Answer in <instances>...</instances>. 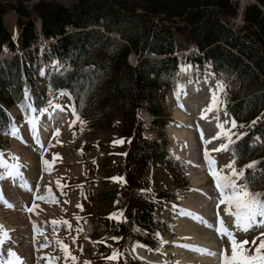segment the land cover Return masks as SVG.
Masks as SVG:
<instances>
[{"label": "trees", "instance_id": "obj_1", "mask_svg": "<svg viewBox=\"0 0 264 264\" xmlns=\"http://www.w3.org/2000/svg\"><path fill=\"white\" fill-rule=\"evenodd\" d=\"M237 9L234 0H76L67 5L39 0L30 9L15 6L21 53L2 56L4 45L18 49L0 6V137L18 121L9 112L11 105L31 100L41 108L58 89L71 95L79 116L85 109L109 106L132 120L152 101L153 89L177 88L181 64L191 60L207 64L223 80L224 107L236 129L229 148L237 170L257 162L245 178L252 191L264 193V0L245 7L239 29L230 24ZM183 29L200 53L179 54L187 43H177L175 30ZM51 58L63 66L47 73L41 90L36 70ZM165 147L166 141L142 139L137 160L147 163L157 152L165 154ZM154 209V203H141L130 225L117 223V234L130 239L129 245L142 241L158 249ZM126 264L146 263L129 257Z\"/></svg>", "mask_w": 264, "mask_h": 264}, {"label": "rangeland", "instance_id": "obj_2", "mask_svg": "<svg viewBox=\"0 0 264 264\" xmlns=\"http://www.w3.org/2000/svg\"><path fill=\"white\" fill-rule=\"evenodd\" d=\"M35 1L2 0V3L15 6L24 3L29 7ZM51 1L67 5L76 0ZM234 1L238 7V13L234 19L230 20V24L235 28H241L243 10L255 0ZM17 18L15 10L5 8L3 23L11 35L15 48L18 49L21 40ZM172 25L180 26L181 23L175 22ZM175 37L177 43H187L186 54L197 53L195 46L189 41L186 29L175 30ZM45 44V42L40 43V48H43ZM4 49L10 52L6 45ZM55 64L54 59H50L45 65L44 62L39 64L36 77L41 90L46 89L47 73L63 66L60 62ZM189 69L194 78H197L196 81L211 82L215 78H220L218 73L212 71L205 63L186 62L180 69L181 76L177 89L169 88L164 92L153 89L152 101L139 109L134 119L128 120L125 115L109 106L102 110L85 109V115L82 116H79L73 108L72 124L67 126L65 123L61 128L53 130L42 145L32 141L29 134L33 126L28 121L34 119L36 122L38 115L44 118L49 103L47 102L43 109L41 108L42 112L41 109L33 107L30 100L9 107L12 117L18 118L20 123L13 125L14 127L10 126L9 130L0 137V152L5 156L3 160L7 164H14L13 160L7 156L10 157L13 154L12 148L17 146L14 152L19 150L17 155L20 154L19 157L23 160L19 171L27 184H24V188H18L15 184L18 179L14 180L7 176L0 179L3 197L13 205V207H7L0 202V213L5 219L15 217L13 221L10 219L13 225H20V223L23 225L22 232L17 231L19 232L17 241L6 243L4 248L6 264L8 259H13L7 257V250L13 251L14 248L22 249L20 258L23 264H49L51 258H55L53 264H73L71 257H75V264H126L129 257H134L135 242L129 245L130 239L117 234V223L123 220L130 225L131 216L141 203L155 204L153 217L159 221V226L154 237L161 246L160 249H151L144 245L146 249L148 248L147 253L150 254L144 251L143 254L147 257H143L135 250L134 252L141 259L154 258L152 261L163 264L172 263L173 254H169L170 257L166 258L168 254L165 249L175 247L177 234L174 225L180 218L182 200L187 195L198 192L187 168V160L176 154L170 137L165 136V128H162V138H159L157 131L162 125L163 127L177 125L174 111L178 107L173 110L171 107L176 104L174 103L177 101L175 95L179 87L189 77L184 74V71ZM207 91V88L203 87V90L194 96L193 101L190 99L191 104H197L201 97L205 99ZM61 92L63 91L57 90L51 93L48 101L54 94L62 96ZM219 93L221 95L222 91L220 90ZM219 101L217 108L221 107L224 110L223 96L221 100L219 98ZM27 111L29 114H25ZM226 115L229 122L225 131L233 135L236 129L232 126L229 115L227 113ZM17 129L18 134L13 135L12 133ZM224 137L227 138L226 135ZM142 139L157 143L166 141L165 154L157 152L156 156L147 163L139 162L138 153L141 154L143 151L137 149ZM226 141L225 145H228V138ZM215 155L219 165L217 172L222 170L223 174H229L230 169L226 166L233 161L230 151L223 148L221 151H216ZM28 161H31V165ZM45 161L48 162L47 166ZM233 167L237 170L236 162ZM4 171L5 169L0 168V172ZM205 175L207 191L212 201H215L216 208L222 215L224 213V219L225 212H233L234 209H229L226 204L220 203L221 197L213 176L209 172H205ZM28 188L32 190L29 191ZM48 191L51 192L54 200L46 202L37 199V196ZM173 197L177 198L178 203L172 202ZM34 225L41 230V234L34 232ZM227 226L231 229L235 228L230 225V221H227ZM133 229L132 227L131 232ZM139 230L145 233L144 229ZM235 233L237 241L247 240L248 244L245 248L253 250L261 240H264V236L261 235L264 233L262 227H255L247 233L243 231L240 233L235 231ZM253 240L255 245L252 243ZM57 241L60 243L58 244ZM183 243H186V240H183ZM61 245L70 254L68 259H65V252L61 250ZM114 252L120 255L116 259H111ZM227 252L231 254L228 250Z\"/></svg>", "mask_w": 264, "mask_h": 264}, {"label": "bare ground", "instance_id": "obj_3", "mask_svg": "<svg viewBox=\"0 0 264 264\" xmlns=\"http://www.w3.org/2000/svg\"><path fill=\"white\" fill-rule=\"evenodd\" d=\"M186 80L179 87V89H182L180 91L182 101L178 109L174 111L177 125L173 124L168 126V130L172 137V148L176 151V154L183 156L187 160V168L190 171L197 190L196 192L198 193L194 192V194L192 193L193 195H187L182 200L181 210L179 212L180 218L174 225V230L177 234L175 247L165 249L168 254L166 258L170 257L169 254H173L171 264H221L219 257L201 254L198 251H193L191 247H183L182 245L207 249L217 253L222 249H226L231 253L229 240L226 236L221 238V235L216 229L224 226L234 231V233L237 231L235 228L231 229L227 226V221H230V225H235V217L230 214L231 212H225L223 219L224 213L222 215L216 208L215 201H212L205 182V172H209V165L205 159V151H207L209 158L214 161V169L218 171L219 165L215 152L221 151L223 149L222 146H225L227 142V138L221 135V129L217 127L218 124H222L224 130H226L229 122L228 116L226 115L227 112L225 111V113L221 107L218 110L204 111L211 103L212 93L215 92L218 97L220 91L218 85H222V81L220 78L211 80L212 83L205 80L196 81L192 75H189ZM188 82L191 84L188 85ZM203 87L208 90L205 93V99L201 97L197 104H191L190 99L193 101L194 96L199 94L203 90ZM51 102V105H49L50 108L48 107L46 110L45 117L43 118L38 115L35 122V130H31L30 133L32 141L37 145L44 144L43 142L46 137L53 130L61 128L65 123L69 126L74 121L73 100L71 96L62 95L59 97L57 94H54ZM64 103H66V106H64ZM60 109L63 110L61 111ZM15 149H17L16 145L12 148L13 154L15 153V155L13 156L12 154L10 157L7 156V158L13 160L14 164L18 163L21 167L23 160L19 157L21 156L20 154L19 156L17 155V151L19 150L14 152ZM13 157L17 159L14 160ZM30 162L28 161L29 164ZM28 163L26 164L29 165ZM23 181H25L24 178L23 180L18 179L15 183L16 187L24 188ZM188 213H192L193 215H188ZM10 219L13 221L15 217L5 219L2 213H0V225L4 226L7 230L8 237H10L4 243L3 251H5L4 248L7 242L15 243L17 241L19 238L18 234L23 228L22 223L15 226L13 222H10ZM209 225L213 227H209ZM17 231L19 232L17 233ZM183 240H186V243H183ZM223 243H227V245H223ZM133 249L143 257H147L143 254L144 251L147 253V249L143 243L136 244ZM13 252L19 257L22 255L21 248H14ZM160 263L163 264L162 262Z\"/></svg>", "mask_w": 264, "mask_h": 264}, {"label": "snow or ice", "instance_id": "obj_4", "mask_svg": "<svg viewBox=\"0 0 264 264\" xmlns=\"http://www.w3.org/2000/svg\"><path fill=\"white\" fill-rule=\"evenodd\" d=\"M218 88L222 91L223 85H218ZM180 91H182V89H178L176 93L178 98L180 95ZM61 95H69V93L61 92ZM48 103L49 105H51V100ZM219 103V98L217 97L216 93L213 92L211 97V103L208 108H206L204 111L208 112L212 111L213 109L218 110L217 105ZM60 110L62 111L63 109ZM40 111L42 112L43 110L41 109ZM28 122L32 124L33 130H35V120L30 119ZM232 126L235 127L234 121L232 122ZM217 127L221 129V135H226L229 140V143H231L232 134L230 132H226L222 124H218ZM12 134L17 135L18 129ZM222 147L224 148V150H228L227 145ZM13 159L15 160L17 158L13 157ZM205 159L208 162L209 172L213 176L216 187L219 191L221 197L220 203L226 204L229 209H234V211L230 214L235 217V229L237 231H243L247 233L249 230L255 227L264 228V193L252 191L249 186L248 180L245 178V171L249 168H254L257 162H251L250 164L244 166L243 169L236 170L233 167V165L235 164V160H233L229 165L226 166L230 169V173L223 174L222 170L220 172H217L214 169V161L209 158L207 151H205ZM44 163L47 166L48 162L45 161ZM0 168L5 169L4 172H0V179H4L7 176L12 177L14 180H23V175L19 171L20 165L18 163L7 164L3 160V153H0ZM23 183L27 184V181H23ZM28 190L31 191L32 189L28 188ZM37 199L44 200L46 202H51L55 198L52 196L51 192L48 191L43 195L37 196ZM0 202H3L7 207H13V205L8 203L4 199L2 190H0ZM188 215L193 214L188 213ZM209 227L213 226L209 225ZM33 230L34 232L41 234V230L36 225L33 226ZM216 230L221 235V238L226 236L229 240L231 244L230 255L228 254L226 249H222L219 253H217L207 249L196 248L189 245L182 246L191 247L193 251H198L201 254L219 257L221 264H264V240H261L259 245H256L253 250L252 248H245V245L248 244L247 240L237 241V239L235 238L234 231L229 230L227 227L222 226L221 228H218ZM261 235L264 236V233H261ZM8 239H10V237H8L7 230L4 228L3 225H0V264H6L3 245ZM57 243L59 244L60 242L57 241ZM161 243H164V241H161ZM252 243L253 245H255V240H253ZM61 250L65 252V259H68L70 254L63 245H61ZM6 255L8 258H13L8 259L7 264H23V260L10 249L7 250ZM119 255V253L114 252L112 257L110 258L116 259ZM54 259L55 258H51L49 264H53ZM71 259L73 261V264H75V257H71Z\"/></svg>", "mask_w": 264, "mask_h": 264}, {"label": "water", "instance_id": "obj_5", "mask_svg": "<svg viewBox=\"0 0 264 264\" xmlns=\"http://www.w3.org/2000/svg\"><path fill=\"white\" fill-rule=\"evenodd\" d=\"M3 6V5H2ZM5 7H11L10 5H4Z\"/></svg>", "mask_w": 264, "mask_h": 264}]
</instances>
